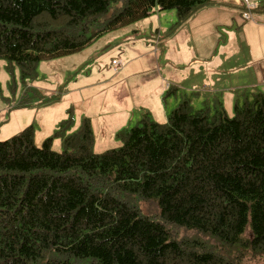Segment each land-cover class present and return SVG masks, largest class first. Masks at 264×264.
I'll list each match as a JSON object with an SVG mask.
<instances>
[{"label": "trees", "instance_id": "16d2710c", "mask_svg": "<svg viewBox=\"0 0 264 264\" xmlns=\"http://www.w3.org/2000/svg\"><path fill=\"white\" fill-rule=\"evenodd\" d=\"M209 3L0 0V58L24 82L38 77L41 60L77 52L154 8L174 9L181 25ZM232 111L205 100L194 109L185 96L165 121L143 112L116 132L119 145L100 152L89 117L73 130L71 117L61 120L40 145L32 124L0 140V264H242L246 253L264 256V93L240 91ZM179 229L194 233L178 237Z\"/></svg>", "mask_w": 264, "mask_h": 264}, {"label": "rangeland", "instance_id": "374dc122", "mask_svg": "<svg viewBox=\"0 0 264 264\" xmlns=\"http://www.w3.org/2000/svg\"><path fill=\"white\" fill-rule=\"evenodd\" d=\"M211 2L213 3L200 8L189 18L193 25L188 24V21L177 25L174 9L149 11L147 15L131 19L126 25L95 36L77 52L41 60L37 66L38 77L24 82L20 77L19 67L14 62L9 63L0 58V140L32 124L34 143L40 145L44 138L53 134L61 120L71 117L73 126L70 130H73L83 117H89L94 133L93 150L100 152L119 145L116 132L136 124L143 112L149 111L153 120L165 121L169 110L185 96L190 98L194 109L200 108L203 100L209 104L220 102L226 113L232 115V105L239 92H229L228 83L249 84L254 80H238L243 75L242 72L219 80L214 73V80L221 81L227 91L220 88L217 92H212L207 87L211 79H207L205 65L201 66L203 78L196 82V65L190 61L198 58L194 54L197 51L204 64L209 61L206 54L213 51V56L221 54V58L225 57L222 54L224 49L243 40V26L250 22L259 23L258 17L264 16V0ZM211 5L216 6V10L208 9ZM245 27L246 32L252 30L255 33L252 25ZM246 43L249 44V41ZM147 48L151 50L149 56L152 59L158 49L161 68L181 70L176 73L177 78L183 77L179 81L176 95H167L161 82L150 78L152 75L149 69L130 80L118 81L115 78L113 59L119 62L121 59L122 65L120 62L118 70L121 77H130L131 72L138 73L144 63L150 64V58L141 55ZM243 48L249 50L245 43ZM166 61L171 67L163 65ZM128 62L129 67L122 71V66ZM162 73L166 72L161 70ZM167 73L163 79L171 82L168 77H173V73ZM125 87L126 92L121 93ZM240 87L242 86L237 89ZM245 89L251 90L250 87ZM21 102L28 104L20 105ZM52 148L62 149L59 139L53 140ZM193 233L184 229L177 230L178 237ZM242 264H264V256L253 257L251 253H246Z\"/></svg>", "mask_w": 264, "mask_h": 264}, {"label": "crops", "instance_id": "0c3cea01", "mask_svg": "<svg viewBox=\"0 0 264 264\" xmlns=\"http://www.w3.org/2000/svg\"><path fill=\"white\" fill-rule=\"evenodd\" d=\"M213 3V2H212ZM211 4V3H210ZM209 6V5H208ZM211 11L216 10V6L211 5L210 8ZM263 17V18H262ZM258 17L260 20L259 23L254 22V23H248L245 25H252L254 28V32L250 30L249 32L245 31V25L244 31H243V40L240 43H237L234 46H231V48H226L224 49L222 54L225 55V57L221 58V54H219L217 57L213 56L212 54L214 53H208L206 56H209V61L204 64L202 62L203 58H200L198 56L199 52H195V56L198 58H195L191 60L194 65H196V71H195V78L196 82H199L200 78H203V75H201L202 70L201 66L205 65V74L207 76V79H211L210 85L207 87L210 88V91H218L220 88L221 89H226L223 85L222 82L219 81L220 79H225L227 76L236 74L238 72H242L243 75L239 76L238 80H241L240 78H249L248 80H254L251 83H235V85H230L228 83L227 87L229 88V92L232 91L233 94H237L240 92L241 88H244L243 90H246V87H250L251 90H261L260 92L264 93V16ZM188 24H191L189 19L187 20ZM193 25V24H191ZM241 32V31H240ZM239 32V33H240ZM190 39V36L189 38ZM157 40V39H156ZM249 41V44L246 42ZM186 42V41H185ZM244 43L247 45L249 50L247 48L244 50L243 46ZM149 53H151L150 48H147L142 51V57L148 56L150 58V64L146 65V63L143 64L142 68L138 70V73L131 72L132 74L130 77L122 78L118 70L122 65L121 59V65L118 66V68H114L115 70V78L118 79V81L122 80H130L132 77L138 75L139 73L146 72L147 69L151 72L150 74L152 75L150 78L154 79L155 81H158L159 83L161 82L162 86L167 88L168 85H174L177 87L178 84L183 80V77L177 78L176 73L181 71L180 69H173L171 65L169 64L168 61L165 62L163 65H168L170 68L166 67H160V61L158 60V49L155 52V58L157 59V63H155V58H151L149 56ZM124 57V55H122ZM190 56L187 57L189 59ZM130 65V62L127 63V65L122 66V71H125ZM161 70H164L166 73L161 74ZM167 72L173 73V77H168L170 78L171 82L164 81L163 77H166L164 75L168 74ZM190 74V70L188 71ZM171 73H169L171 75ZM216 73V77L219 79L218 81H215L212 74ZM172 76V75H171ZM180 81V82H179ZM205 82V81H204ZM238 86H242L237 89ZM224 91H227L224 90ZM122 92H126V87L121 90ZM199 92V91H198ZM256 92V91H255ZM229 94V93H228ZM235 96V95H233ZM234 99V98H233Z\"/></svg>", "mask_w": 264, "mask_h": 264}, {"label": "built area", "instance_id": "2783aa9c", "mask_svg": "<svg viewBox=\"0 0 264 264\" xmlns=\"http://www.w3.org/2000/svg\"><path fill=\"white\" fill-rule=\"evenodd\" d=\"M119 64H120V62H119L118 60H116V59H113V60H112V65H113L114 67H118Z\"/></svg>", "mask_w": 264, "mask_h": 264}]
</instances>
